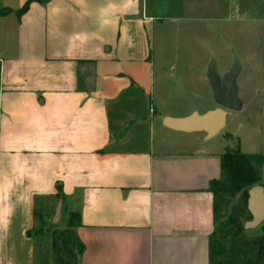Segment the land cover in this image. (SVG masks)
Segmentation results:
<instances>
[{"label":"crops","instance_id":"obj_1","mask_svg":"<svg viewBox=\"0 0 264 264\" xmlns=\"http://www.w3.org/2000/svg\"><path fill=\"white\" fill-rule=\"evenodd\" d=\"M26 1L0 0V264H34L58 201L80 247L68 264H210V183L232 148L163 124L197 110H164L147 0L18 17Z\"/></svg>","mask_w":264,"mask_h":264},{"label":"rangeland","instance_id":"obj_2","mask_svg":"<svg viewBox=\"0 0 264 264\" xmlns=\"http://www.w3.org/2000/svg\"><path fill=\"white\" fill-rule=\"evenodd\" d=\"M147 8L155 16L149 28L152 71L166 104L164 110L182 114L216 108L208 65L215 57L217 69L227 70L235 53L241 64L237 82L242 109L229 110L224 129L210 141L223 139L233 150L264 156V0H147ZM260 171L264 186V163ZM58 203H53L39 226L34 264H68L80 250L73 233L63 227L67 223L64 208L60 219L54 220ZM240 204V193L227 197L224 213L232 214ZM239 219L246 222L251 215L243 213ZM224 221L218 218L216 228ZM260 226L246 229L244 239L260 236ZM244 239L225 242L227 253L237 251Z\"/></svg>","mask_w":264,"mask_h":264},{"label":"trees","instance_id":"obj_3","mask_svg":"<svg viewBox=\"0 0 264 264\" xmlns=\"http://www.w3.org/2000/svg\"><path fill=\"white\" fill-rule=\"evenodd\" d=\"M46 2L48 0H27L16 11L21 17L28 11L32 2ZM11 9H1V14H7ZM264 156L260 153L246 154L237 148L228 149L221 157V178L212 180L210 191L213 193V211L215 229L210 236L209 258L210 264H264V222L261 224L262 234L251 240H245L243 232L246 230L245 222L239 217L243 213L250 215L247 209L249 190L261 184V166ZM241 194V204L233 208L232 214L224 213L223 202L227 197ZM225 218L216 228L218 218ZM243 240V244L237 251L227 253L225 242L236 243ZM225 255V256H224ZM224 256V257H223Z\"/></svg>","mask_w":264,"mask_h":264},{"label":"water","instance_id":"obj_4","mask_svg":"<svg viewBox=\"0 0 264 264\" xmlns=\"http://www.w3.org/2000/svg\"><path fill=\"white\" fill-rule=\"evenodd\" d=\"M241 72V64L235 53L232 54V62L227 70L219 71L216 59L213 57L207 68V78L213 90L217 107L205 113L194 111L184 117L165 116L163 124L177 131L205 132L208 138L219 134L226 125L228 111L242 109V101L239 98L238 76ZM62 201H59L55 214L58 220ZM247 209L251 219L245 222V228H256L264 222V186L258 184L249 190Z\"/></svg>","mask_w":264,"mask_h":264}]
</instances>
